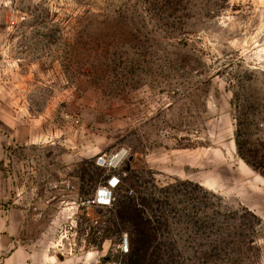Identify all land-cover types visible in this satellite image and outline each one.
<instances>
[{
	"label": "rangeland",
	"instance_id": "obj_1",
	"mask_svg": "<svg viewBox=\"0 0 264 264\" xmlns=\"http://www.w3.org/2000/svg\"><path fill=\"white\" fill-rule=\"evenodd\" d=\"M243 165L264 179V0H0V206L36 204L52 264H264Z\"/></svg>",
	"mask_w": 264,
	"mask_h": 264
},
{
	"label": "crops",
	"instance_id": "obj_2",
	"mask_svg": "<svg viewBox=\"0 0 264 264\" xmlns=\"http://www.w3.org/2000/svg\"><path fill=\"white\" fill-rule=\"evenodd\" d=\"M238 171L244 178H249L251 194L257 195L263 190V178L244 165L239 166ZM253 206L257 208L256 201ZM35 208L36 204H20L16 201L7 208L0 206V264H52L53 257L41 247L46 238L45 233L34 236L30 227V223L39 215L32 216L31 210Z\"/></svg>",
	"mask_w": 264,
	"mask_h": 264
},
{
	"label": "built area",
	"instance_id": "obj_3",
	"mask_svg": "<svg viewBox=\"0 0 264 264\" xmlns=\"http://www.w3.org/2000/svg\"><path fill=\"white\" fill-rule=\"evenodd\" d=\"M126 150H121L114 154L110 155H101L98 156L95 160L96 166L100 168H104L108 171L115 170L126 157ZM120 179L119 176L111 175L110 178L107 180L106 185L98 188L90 200L82 203L81 205H94L101 208L110 207L112 202L114 201L112 197L113 191L119 186ZM264 247V244H263ZM118 249L120 253L127 254L129 252V244L128 239L126 236H123L120 239ZM264 250V249H263ZM107 264H115V263H107Z\"/></svg>",
	"mask_w": 264,
	"mask_h": 264
},
{
	"label": "trees",
	"instance_id": "obj_4",
	"mask_svg": "<svg viewBox=\"0 0 264 264\" xmlns=\"http://www.w3.org/2000/svg\"><path fill=\"white\" fill-rule=\"evenodd\" d=\"M127 205H131L132 208H134V211H136V217L140 218L139 211H137L135 209L133 204L131 202H128ZM121 208H123V203L122 202L121 203H117V205H115V209H116L115 213H119ZM135 236H136L135 239L132 240V249H131V256H129V259H128L129 261L133 260L134 254L136 253V250H137L136 245H139V243H140V240H139L140 239V230L139 231L135 230Z\"/></svg>",
	"mask_w": 264,
	"mask_h": 264
}]
</instances>
